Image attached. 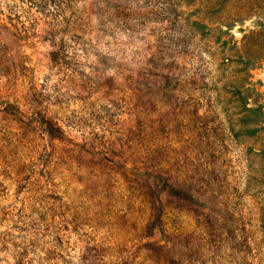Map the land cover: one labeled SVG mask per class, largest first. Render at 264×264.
<instances>
[{"label": "rangeland", "instance_id": "1", "mask_svg": "<svg viewBox=\"0 0 264 264\" xmlns=\"http://www.w3.org/2000/svg\"><path fill=\"white\" fill-rule=\"evenodd\" d=\"M0 264H264V0H0Z\"/></svg>", "mask_w": 264, "mask_h": 264}]
</instances>
